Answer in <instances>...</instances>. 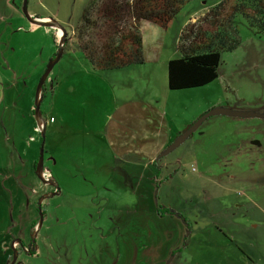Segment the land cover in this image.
Returning <instances> with one entry per match:
<instances>
[{
    "label": "rangeland",
    "instance_id": "rangeland-1",
    "mask_svg": "<svg viewBox=\"0 0 264 264\" xmlns=\"http://www.w3.org/2000/svg\"><path fill=\"white\" fill-rule=\"evenodd\" d=\"M89 1L28 0L62 36L23 0H0V264L16 253L13 264H264V117L210 116L161 155L212 107L264 111V36L237 17L240 43L221 51L218 76L170 90L180 31L219 0L187 1L166 29L141 21L143 62L113 71L74 43ZM59 47L43 137L36 87Z\"/></svg>",
    "mask_w": 264,
    "mask_h": 264
},
{
    "label": "trees",
    "instance_id": "trees-1",
    "mask_svg": "<svg viewBox=\"0 0 264 264\" xmlns=\"http://www.w3.org/2000/svg\"><path fill=\"white\" fill-rule=\"evenodd\" d=\"M187 1L90 0L73 34L74 43L94 69L113 71L142 63L140 22L166 29ZM239 16L256 36H264L263 0H219L184 25L177 38L181 56L167 63L170 90L200 87L218 76L221 51L240 43Z\"/></svg>",
    "mask_w": 264,
    "mask_h": 264
},
{
    "label": "water",
    "instance_id": "water-1",
    "mask_svg": "<svg viewBox=\"0 0 264 264\" xmlns=\"http://www.w3.org/2000/svg\"><path fill=\"white\" fill-rule=\"evenodd\" d=\"M27 2L28 0H23L22 3V10L23 13L28 17V19L34 23H40V24H55L58 25V27H60L61 30V35L63 36L64 33V29L63 27H61L58 22L54 19L51 20H45L41 17H37V16H32L28 13L27 10ZM63 38V37H62ZM63 40V39H62ZM62 51L63 48L59 47V49H57V53L55 55H53V57L49 60V63L44 71V73L41 75L37 87H36V97H35V105H34V114L36 115V119L38 122L43 121L42 125L40 127H43L42 129V134L44 137V126H45V121L43 119L42 113L40 111V102H41V90L43 87V84L47 78V75L51 69V67H53V65L58 62V60L60 59L61 55H62ZM231 115V116H239V117H246V118H251V117H258V118H263L264 117V111H255V110H238L236 108H232V107H228V106H215L212 107L211 109H209L207 112H205L203 115H201L199 118H197L193 123H191L184 131H182L181 133H179L177 135V137L168 144V146L164 149V151L161 153V155L163 154H167L169 152H171L173 149H175L176 147H178L185 139H187L196 129L197 127L208 117L213 116V115ZM43 154H44V150H43V141L41 143V147L39 150V156H38V161L35 163V173L36 175L42 179L43 181L46 182V180L43 178L42 176V168H43ZM48 183H52L53 185H56V181L52 180V179H48ZM14 253H16V251H14ZM17 254V253H16ZM16 254H14L13 256V260L11 263L9 264H13L15 259H16Z\"/></svg>",
    "mask_w": 264,
    "mask_h": 264
},
{
    "label": "flooded vegetation",
    "instance_id": "flooded-vegetation-1",
    "mask_svg": "<svg viewBox=\"0 0 264 264\" xmlns=\"http://www.w3.org/2000/svg\"><path fill=\"white\" fill-rule=\"evenodd\" d=\"M157 164V163H156ZM195 168V167H194ZM171 176V175H170ZM169 177V176H168ZM158 179V177H156L155 178V181H154V186H156L157 187V183L160 181V182H162V180H163V178L162 179H160V180H158V182H156V180ZM165 180H167V178L165 179ZM164 207V206H163ZM155 212H156V214H157V216H164L167 212H169V211H167L166 209L164 210V208L162 209V206H161V204H157L156 206H155ZM42 214V213H41ZM180 217H182V214H180L179 215ZM186 220V219H185ZM18 241H20L18 244L20 245L19 247H21L22 245H23V241L21 242V240H18ZM28 251H31V248L32 249H34L35 248V242H33V241H31V243H29L28 244ZM18 247V248H19Z\"/></svg>",
    "mask_w": 264,
    "mask_h": 264
},
{
    "label": "crops",
    "instance_id": "crops-1",
    "mask_svg": "<svg viewBox=\"0 0 264 264\" xmlns=\"http://www.w3.org/2000/svg\"><path fill=\"white\" fill-rule=\"evenodd\" d=\"M202 13H203V11L200 13V14H198L197 16H194L192 19H194V18H197L199 15H202ZM32 16H37V17H41V18H43V19H47L48 17L47 16H38V14H34V15H32ZM143 22H145V21H143ZM143 22H141V25H142V23ZM148 22V21H147ZM194 168V167H193ZM149 203H148V206L147 207H149ZM251 259V258H250Z\"/></svg>",
    "mask_w": 264,
    "mask_h": 264
}]
</instances>
